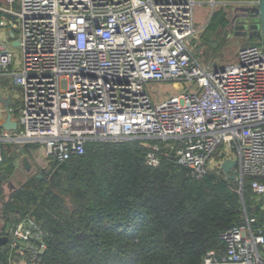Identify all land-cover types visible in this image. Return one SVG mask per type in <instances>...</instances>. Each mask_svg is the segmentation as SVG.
<instances>
[{"label": "built area", "instance_id": "built-area-1", "mask_svg": "<svg viewBox=\"0 0 264 264\" xmlns=\"http://www.w3.org/2000/svg\"><path fill=\"white\" fill-rule=\"evenodd\" d=\"M250 8L260 0H244ZM0 6V79L19 90L6 114L16 131L1 145H38L46 164L84 154L89 142L137 141L144 165L173 157L200 180L236 157L242 193L264 196V51L241 48L224 67L201 64L192 53L199 35L194 9L215 0H18ZM183 82L190 83L182 87ZM172 83L180 92L154 104L147 85ZM234 160V159H233ZM253 219L222 231L221 251L202 264H264V233ZM49 233L31 218L10 226L0 252L5 264H43Z\"/></svg>", "mask_w": 264, "mask_h": 264}, {"label": "trees", "instance_id": "trees-1", "mask_svg": "<svg viewBox=\"0 0 264 264\" xmlns=\"http://www.w3.org/2000/svg\"><path fill=\"white\" fill-rule=\"evenodd\" d=\"M33 147L11 154L1 145L0 197L14 161ZM145 154L137 141L89 142L84 154L48 162L12 191L3 220L31 218L49 233L43 264H202L223 249L219 234L245 216L264 233V196L252 193L253 178H244L240 195L220 169L191 180L173 157L150 168Z\"/></svg>", "mask_w": 264, "mask_h": 264}, {"label": "rangeland", "instance_id": "rangeland-1", "mask_svg": "<svg viewBox=\"0 0 264 264\" xmlns=\"http://www.w3.org/2000/svg\"><path fill=\"white\" fill-rule=\"evenodd\" d=\"M205 7L206 10L203 18L206 26L200 38L192 44V53L201 64H215L218 67H224L234 60L235 55L241 48L257 46L262 49L260 45L264 43L260 39L252 38L245 30L240 29L250 17L249 11L238 7ZM1 43L11 45L6 31L0 28ZM12 50L16 55H19L18 48L15 47ZM181 86L183 88L189 87L190 83L183 82ZM180 89L179 86H175L172 83L147 85V90L154 104L176 95L180 92ZM20 147V145H10L7 151H9L8 153L15 154L21 150ZM231 157L234 160L236 159L234 155ZM23 158H26L29 162L30 170L28 172L22 168L21 161ZM45 164L43 150L38 145L31 148L25 156L20 155L14 161L11 175L1 185L2 200L4 201L12 191L20 188L28 179L40 172L45 167ZM262 208L264 209V206ZM260 253L264 254V246L260 247Z\"/></svg>", "mask_w": 264, "mask_h": 264}, {"label": "crops", "instance_id": "crops-1", "mask_svg": "<svg viewBox=\"0 0 264 264\" xmlns=\"http://www.w3.org/2000/svg\"><path fill=\"white\" fill-rule=\"evenodd\" d=\"M14 1H15V3L11 7L14 10H17L18 9V3H17L18 0H14ZM0 6L3 8L10 7L7 4V0H0ZM215 6L217 8H221V7L237 8L238 7V8H243L246 11L251 9L249 6H247L245 4L244 0H215ZM205 10H206L205 5H199V6L195 7V9H194V20H195V23L199 27V30H200L199 35H198L196 40H198L200 38V36H201L202 32L204 31V28L206 26V22L203 18L204 17L203 14H204ZM209 19H210V17H209ZM5 31L7 33V38L11 42V45H12V43L15 42V40L13 39V33H11L9 30L8 31L5 30ZM236 55H235L234 60L230 64L236 62ZM0 96H1V99L3 101H5L6 99L9 98L10 102H9L8 107H12V105L17 101V98L19 96V90L16 87H14V85L10 79H0ZM5 118H6L5 104L0 102V125L5 121ZM0 198H1V200H0V237H4L6 231L8 230V228L10 226H8V224H6L3 220L2 207L9 197H7L4 201L2 200L3 197H0ZM1 247H2V245H0V249H1Z\"/></svg>", "mask_w": 264, "mask_h": 264}, {"label": "water", "instance_id": "water-1", "mask_svg": "<svg viewBox=\"0 0 264 264\" xmlns=\"http://www.w3.org/2000/svg\"><path fill=\"white\" fill-rule=\"evenodd\" d=\"M248 11L250 12V17L246 20L245 24L240 27V29L245 30L250 37L260 39L264 43V0H260L257 7L251 8ZM12 46L18 47V43L16 41L13 42ZM0 102L5 104V109H8L10 102L9 98L3 101L0 96ZM0 127L5 131H16L17 124L11 121L10 114H6L5 121L0 125ZM21 163L22 168L28 172L30 170L28 160L23 158ZM235 165V160L226 159L221 163L220 166L225 177L231 181H234L236 178V172L233 170ZM38 178L41 177L38 176ZM5 242L6 237H0V245H3Z\"/></svg>", "mask_w": 264, "mask_h": 264}]
</instances>
